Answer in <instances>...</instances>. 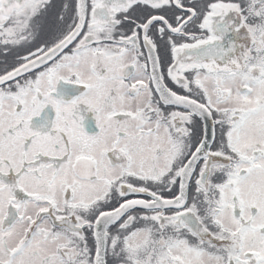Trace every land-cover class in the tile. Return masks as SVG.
<instances>
[{"label":"snow or ice","instance_id":"1","mask_svg":"<svg viewBox=\"0 0 264 264\" xmlns=\"http://www.w3.org/2000/svg\"><path fill=\"white\" fill-rule=\"evenodd\" d=\"M0 264H264V0H0Z\"/></svg>","mask_w":264,"mask_h":264}]
</instances>
